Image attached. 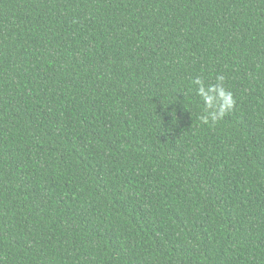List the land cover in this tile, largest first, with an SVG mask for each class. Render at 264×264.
I'll return each mask as SVG.
<instances>
[{"label": "trees", "instance_id": "1", "mask_svg": "<svg viewBox=\"0 0 264 264\" xmlns=\"http://www.w3.org/2000/svg\"><path fill=\"white\" fill-rule=\"evenodd\" d=\"M0 264H264V0H0Z\"/></svg>", "mask_w": 264, "mask_h": 264}, {"label": "clouds", "instance_id": "2", "mask_svg": "<svg viewBox=\"0 0 264 264\" xmlns=\"http://www.w3.org/2000/svg\"><path fill=\"white\" fill-rule=\"evenodd\" d=\"M195 83H197V84H201L202 82H201L199 79H197V80L195 81ZM221 92H222V95H226V96H228L229 98L231 97V93H229V92H224L223 90H221ZM200 93H201V94L204 93L203 87L200 88ZM231 104H234V101H230V105H229V106H231ZM225 110H227V109H225ZM216 118H217V117L213 114V115H212V120L214 121ZM202 120H203L205 123H207V122H208V117H207V116L202 117Z\"/></svg>", "mask_w": 264, "mask_h": 264}]
</instances>
